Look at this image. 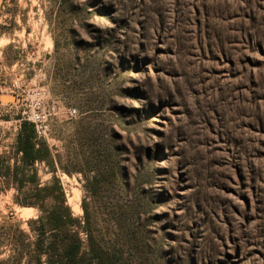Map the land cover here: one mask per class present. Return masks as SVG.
I'll return each mask as SVG.
<instances>
[{"label": "rangeland", "instance_id": "obj_1", "mask_svg": "<svg viewBox=\"0 0 264 264\" xmlns=\"http://www.w3.org/2000/svg\"><path fill=\"white\" fill-rule=\"evenodd\" d=\"M49 3L0 0V98L14 99H0V154L41 98L62 110L44 143L95 239H116L114 209L139 194L106 178L84 189L103 166L90 137L100 153L112 128L122 164L155 198L149 246L118 264H264V0H75V17ZM11 194L0 193L1 215L35 216Z\"/></svg>", "mask_w": 264, "mask_h": 264}, {"label": "trees", "instance_id": "obj_2", "mask_svg": "<svg viewBox=\"0 0 264 264\" xmlns=\"http://www.w3.org/2000/svg\"><path fill=\"white\" fill-rule=\"evenodd\" d=\"M48 1L54 14L64 12L68 17H75L82 11L75 0ZM19 119L8 153L0 154V193L12 190V205L32 209L35 216L14 222L12 214H0V264H118L124 252L129 250L135 251L139 257L142 252L138 246L147 249L150 243V231L144 229L142 222L153 209L155 198L145 190V182H137L141 181L139 173L133 174L122 164L125 158L121 155L127 152V148L113 144L116 134L112 128L108 130L107 148L100 153L94 147L99 138L86 140L91 160L103 166L94 168L91 178L85 179L84 189L87 185H101L106 178L117 182L123 194L133 185L139 197L114 209L117 234L116 239L107 244L91 235L83 205V216H73L64 188L56 176L59 162L52 156L45 140L37 138L33 124ZM93 152L96 155H92ZM97 157L100 159L95 160ZM38 165H43L50 175L45 182H41L38 175ZM78 173L84 174L80 170ZM148 176L150 174L143 178L144 181H148ZM131 209L137 210L133 212L136 226L131 233L134 234L130 233L133 227L128 224ZM136 235L138 241L134 238Z\"/></svg>", "mask_w": 264, "mask_h": 264}, {"label": "built area", "instance_id": "obj_3", "mask_svg": "<svg viewBox=\"0 0 264 264\" xmlns=\"http://www.w3.org/2000/svg\"><path fill=\"white\" fill-rule=\"evenodd\" d=\"M55 105L44 103L41 98H36L32 103L25 105L20 114L21 120L33 124L37 138L46 140L50 126L53 120L61 112ZM67 119L76 116L75 108H66L63 110Z\"/></svg>", "mask_w": 264, "mask_h": 264}, {"label": "water", "instance_id": "obj_4", "mask_svg": "<svg viewBox=\"0 0 264 264\" xmlns=\"http://www.w3.org/2000/svg\"><path fill=\"white\" fill-rule=\"evenodd\" d=\"M1 101L3 102H12L14 99L11 96H1Z\"/></svg>", "mask_w": 264, "mask_h": 264}]
</instances>
